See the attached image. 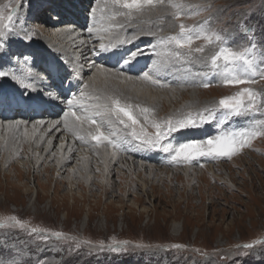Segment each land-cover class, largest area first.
Returning <instances> with one entry per match:
<instances>
[{
  "label": "rangeland",
  "instance_id": "rangeland-1",
  "mask_svg": "<svg viewBox=\"0 0 264 264\" xmlns=\"http://www.w3.org/2000/svg\"><path fill=\"white\" fill-rule=\"evenodd\" d=\"M43 1H48L45 10L40 6L37 7L36 13L30 14L32 7ZM65 2L72 4L73 8L82 9L80 12H77L78 9L74 10L78 19L71 17L74 15L72 11L69 12L71 16L66 14L68 10L65 11ZM8 3L9 0H0V5ZM20 3L16 19V31L19 34L9 39L7 48L12 59L11 63L5 62L3 68L6 71L15 70L16 75L21 78L27 77L26 80L35 85V80L25 71L27 68L25 64L30 61L29 59H36L32 51L50 45V41H53V31L62 26L73 27V30L75 26L83 29L91 26L89 10L95 7L96 0H20ZM183 3L191 7L182 10L180 22L192 26L208 21L207 27L228 37L227 42L234 48L249 46L248 41L251 39L256 44L257 61L264 59V56H261V51L264 50V0H183ZM12 6H15V0H12ZM57 7L61 8L55 9ZM173 11L168 6V0H165L164 6L146 9L144 13L151 14L156 19L164 17V21L170 17L173 22L170 27L174 30L171 29L173 32L169 35H173L179 30L178 25L173 27L174 21L171 18ZM39 13L42 14L37 17ZM86 17L90 21L87 24ZM75 19L78 20L77 23L74 22ZM144 20L155 22L154 18L144 19L140 15L130 25H126L122 36L141 35L139 25L143 24ZM158 20L163 22V19ZM244 26L251 29L247 35L241 33ZM21 28L24 31H20ZM163 29L164 25L159 27L160 31ZM29 32L34 33L33 40H24L23 36ZM232 37L236 39L233 40ZM56 39H58L56 43L65 44L67 49L74 45L73 41L66 43L64 37L57 36ZM201 43L203 42L195 41L194 46ZM95 44L98 46L97 41ZM53 54L66 64L62 54L59 55V52ZM94 56L95 62L102 63L103 59ZM25 57L28 58L27 61ZM109 69L112 70L111 67ZM181 69L179 75L184 78L187 74L183 68ZM257 70L264 69L258 67ZM200 71H203L202 76L196 75ZM207 71L208 69L201 64L191 66V73H195L193 78L201 77L199 83L189 86L184 81L180 83L175 80L171 87L167 85L165 88L204 90L202 95L204 99L200 101L201 103L198 102L195 108L181 109L187 100L191 99H180L179 93L176 92L175 99L178 102L174 107V104L170 103V98H166L165 95L164 103L167 107L164 104L159 105V108L152 107L155 110L150 119L162 121L169 116L182 117L187 112H195L209 106L224 96L235 95L245 87L264 94V79L257 77L254 84L226 86L222 83V77L211 73L205 77L203 74ZM32 72L37 74L34 70ZM88 76L89 73H86L85 77ZM4 79L0 77V83L5 84ZM7 79L11 80L10 77ZM89 79L90 76L85 82H91ZM201 81L209 82L210 86L207 88L201 86ZM81 89L84 90V86ZM163 89L164 87H158V90ZM179 105L182 106L178 107ZM140 106L143 107V104ZM19 117L25 116L15 118ZM216 117V121L211 120L198 127L173 133L167 142L178 144L205 140L217 135L220 130H239L251 124V120L246 117H233L228 121H223L220 113H216ZM0 118L9 120L7 116L0 115ZM239 119H245V122L238 123ZM256 119H264V116L258 115ZM141 122L149 132L154 131L148 121L141 118ZM44 124L45 122L42 125ZM204 128H208L207 134H202L201 130ZM49 133L51 132L48 130L47 134ZM182 134L184 135L181 138ZM175 135L178 137L174 138ZM66 140L75 146L73 149L76 154L71 157L65 170L60 169L56 163L57 147L53 146L52 150L44 153L46 143L43 139L39 149H32L27 143L31 145L30 141L23 134H15L12 138L15 144L11 141L5 143V138L3 143L1 142L0 222L15 216L31 227L60 231L76 237L75 241H56L53 238L45 243L23 230L0 229L2 264H264V244H256L252 249L237 247L257 240L264 241V135L254 138L249 145L231 158L204 157L191 162H172L170 154L159 148L141 147L142 153L134 154L131 146L137 147L139 144L134 140L129 143L130 148L124 154V143L117 152L126 156L127 161L135 160L137 165L144 163L146 169L149 166L155 167L154 170L146 172L150 171L151 175L143 173L138 176L136 172L132 173L137 183L133 188H129L130 177L126 173L129 168L127 165L122 167L112 155L111 171L104 170L102 162L95 160V168L89 176L92 180L85 181L81 186L76 183L80 177L75 175L72 183L74 185H71L72 173H69L68 168L73 165L77 168L81 165L82 156L79 157L78 154L82 155L80 152L89 147L92 148V156H95L97 151H93L92 145L95 142L82 145L83 143L76 142L69 131ZM53 141L55 145L59 144V138H54ZM105 147L108 150L112 148L107 144L95 148L100 150ZM35 150H38L36 156L33 155ZM112 150L116 151L113 148ZM39 154L42 156L39 157ZM156 154L165 158L161 161L155 160ZM185 167L197 169L190 174L193 179L190 182L183 181V176L189 172L181 170L186 169ZM158 168L181 171L168 172L166 177L171 175L173 181L163 182L160 181L161 175L158 176L160 172ZM201 170L205 171L204 181L199 178ZM19 172L22 175H18ZM84 240L91 241V245L81 244L77 249L75 244ZM125 241L127 244H123ZM109 245L121 246L122 250L113 252ZM173 245L181 247L175 248Z\"/></svg>",
  "mask_w": 264,
  "mask_h": 264
},
{
  "label": "snow or ice",
  "instance_id": "snow-or-ice-1",
  "mask_svg": "<svg viewBox=\"0 0 264 264\" xmlns=\"http://www.w3.org/2000/svg\"><path fill=\"white\" fill-rule=\"evenodd\" d=\"M164 5L165 0H96L95 7H91L89 10L93 23L91 26H87L85 31L89 37L96 38L98 46L97 44L89 45V51L107 62L114 61L116 65L123 64L129 67L138 62L140 57L147 56L151 60L152 56H156L157 59L152 61V68L157 75L165 68H175L176 71L183 68L185 74L190 76L192 75L191 66L201 64L208 69L203 74L205 77L209 73L222 77V83L226 86L254 84L257 77L264 79V70H257L258 67L264 69V59L257 61L256 44L251 39L248 41L249 46L234 48L227 42L228 37L207 27L208 21L186 26L180 22V16L183 14L182 10L191 7V5H185L183 0H168V6L174 10L171 13V18L174 21L173 26L178 25V32L168 36H157L156 33L147 32V36L156 38V44H149L145 48L127 47L134 44L140 36H122L126 25H130L146 9ZM20 6V0H15V6H12V0H9L8 4L0 5V77H10L25 89L21 95L29 106L51 104L53 100L51 95L45 99L46 94L43 91L34 88L32 83L25 82L27 77L21 78L11 70L6 71L3 68V64L11 63L12 59L7 48L9 39L19 34L16 31V19ZM119 18H123V20L121 21ZM158 19H164V17ZM20 31H24V29L21 28ZM250 31L251 29L247 26L241 28V33L244 35ZM33 36L34 33L29 32L23 36V39L31 41ZM232 39L234 40L236 37H232ZM195 41L203 43L194 46ZM261 56H264V50L261 51ZM5 57H7V61H5ZM27 59L25 57V61ZM177 65L180 67H176ZM92 67L95 68L93 81L96 75H103L106 81L108 77L132 79L131 76H126L119 69L113 73L104 64L93 63ZM44 71L47 72L46 77L32 73L30 68L28 74L32 76L33 80H40L45 84L51 77L53 85L60 88L73 76L78 80L81 79L80 66L74 67L63 77L59 76L60 68L54 64L45 68ZM196 75H200V73H196ZM141 78L157 86H167L161 80L150 75L148 71L142 72ZM57 79H59L58 84H56ZM200 84L205 88L210 86V83L205 81H201ZM84 89H92L94 93L98 94L92 95L84 90L79 95L72 94L66 100L68 107L67 111L63 112L62 120L54 121L53 126L62 123L64 129L71 132L75 139L85 144L95 142L92 145L94 148L101 144H107L118 151L122 144L131 143L134 140L138 141L141 147L159 148L170 154L172 162H191L204 157L231 158L249 145L254 138L264 135V119H256L258 115L264 116V94L249 87L243 88L235 95L224 96L195 112L189 111L179 118L169 116L162 121L150 119L154 109L141 107L139 104L133 105L127 100H122L115 91L110 93L95 89L92 82L84 83ZM29 92H38V95L31 96ZM88 99H93L95 102L87 103ZM0 102H2V98H0ZM216 113L221 114L223 121H228L233 117H246L251 120V124L239 130H221L217 135L205 140L179 142L178 144L167 142L173 133L190 127H198L202 123L217 119ZM141 118L149 122L154 129L153 132L148 131L145 124L141 122ZM21 123L23 122H10L8 126L9 128H18ZM112 154L115 155L116 152L114 151ZM0 229L23 230L45 243L53 238L56 241L76 240V237L68 236L60 231L31 227L15 216L0 222ZM91 243L89 240L79 241L75 247L79 249L81 244L91 245ZM123 244H127V242L125 241ZM256 244H264V241L257 240L237 245V247L252 249ZM100 247L103 248L102 243ZM173 247L179 248L181 245H173ZM109 249L119 252L122 247L109 245Z\"/></svg>",
  "mask_w": 264,
  "mask_h": 264
},
{
  "label": "bare ground",
  "instance_id": "bare-ground-1",
  "mask_svg": "<svg viewBox=\"0 0 264 264\" xmlns=\"http://www.w3.org/2000/svg\"><path fill=\"white\" fill-rule=\"evenodd\" d=\"M47 2L48 1H45V2L43 1L41 3H38L39 4V5L37 4L38 6L32 7V9H31L32 11L30 14H33V12L36 11L37 7H40V6L42 8H44V10H45L46 7L44 4H46ZM70 7L71 8L67 9L68 12L72 11V13L74 14V12L72 10L73 9L72 4L70 5ZM164 8H163V10H164ZM41 14L42 13H39L38 16L37 15H35V16L39 17ZM73 16L75 17V14ZM89 16H90V14H89ZM142 17L144 19L145 18L148 19V17L151 19L154 18L155 22L150 21V20H148V21L144 20L145 22L143 21V24L139 25V28L141 27V31H140L141 35H139L140 38L135 40L134 44L128 45L127 47L135 48V47H138V45H142L143 48H145L149 44H156L157 43L156 38L153 36H147L146 35L147 32L156 33L157 36H168L169 33L173 32V30H174V28L170 27L173 23L169 19L170 17H167L165 19V21L163 19L162 20L163 22H159V20L156 19V17H154L151 14L149 15V14L144 13V14H142ZM87 20H88V18H87ZM88 21H87V23H88ZM92 23H93V21H92ZM92 23H91V25H92ZM163 25H164V29L162 31H160L159 27L163 26ZM171 29H173V30L171 31ZM69 30H71V31H69ZM74 30L78 31V33L75 32ZM74 30H73V27H68V26L67 27L62 26L59 29H55L53 31V35H52L53 41H50L51 42L50 45H48L47 47L45 46L42 48H36V49H34V51H32L34 56L37 55L38 59H35V60L29 59L31 62L29 61L30 63L28 62L27 64H25V66L27 67V68H25V71H26V73H28V69L31 68L40 76L46 77L47 72L44 71L45 68H43V66H42V61L43 60H50L51 63H53L54 65H56L57 67L60 68V73H59L60 77H63V75L66 76V74H67L66 72L64 73V71H63V65L70 68L68 70V72H70L74 67L80 66L81 67V79L78 80L75 76H73L70 80H68L64 83L62 88L55 87L53 85L52 88H50V90H49V86H48V85H50L49 79L47 81V84L42 83L40 80H35V85L31 81L25 80L26 83H32L34 88H36L40 91H43L46 94L45 99H47V96L49 95V93H48L49 91L53 90L54 88L57 89V91H58L57 98L62 97V100H61L62 102L60 104L56 103V102L50 104L48 106V108L53 109L54 112L52 113V115H47V114H44L45 110H44L43 106L45 104L43 106L42 105L38 106L35 104H33L32 106H29V104L26 103L24 101V99H22L16 105V107H11V109H16L19 106L26 111L32 109L33 112L28 113L26 115V117H19L18 119L15 118V120L13 118H8L9 120H6V119L2 120V118H0V144H1V142L3 143L4 138H5V143L11 141V143L15 144L16 142L12 141V138L15 136V134H18V135L23 134V135H25L26 138H28V141H30L31 145L29 144V142H27V143L30 147L32 146V149L33 148L39 149L42 145V139H43V142L46 143L44 153L52 150L53 146L57 147L58 153H57L56 163L60 167V169L65 170V166H67L69 164L71 157L74 154H76L75 150L73 149V148H75V146L69 140H66V135H68V131H66L64 129L63 124L61 123V124H57V125L53 126V122L57 121V120H62L63 112L67 111V107H68L66 100L68 98H70V96L72 94L79 95V93L82 90L81 87L84 86V83H87V82H85V80L87 81V78L89 76H90L89 81H91L93 83V87L95 89L105 90V91H108L110 93L115 91L117 94L120 95L122 100L125 97L126 100L128 99L127 102H129L133 105H137V104L142 105L143 104V107L159 108V105L162 106V104H164L166 106V104L164 103V100L166 98H170L171 105L174 104V107H175L177 105L176 102H178V100L175 99L176 92L179 93L180 99H183V98L191 99L190 101L187 100L186 104L183 105L184 107L182 105H179L178 107L182 106L181 109L195 108L198 105V102H200V101H202V99H204L202 97V95H203V92H205V91L198 89L197 88L198 86L196 87L197 89H184V90L178 89V88L174 89V87H173V89L172 88L171 89H165V88H167V86L166 87L163 86L164 87L163 90H158L159 86L141 78L142 72L148 71L150 75L154 76V78L161 80V82L165 85H170V87H171V84H174L175 80L180 81V83H182L184 81L187 85L193 86L195 83L197 84L201 80V77L196 78V79L193 78V74H195V73H193L190 76L187 75L184 78H182L179 75V73L182 72V69L180 71H176L175 68H171V69L165 68L164 70H162V72L160 74L157 75L153 71V68H152V61L157 59L156 56H152L151 60H149L147 56L140 57L138 59V62L134 63L130 67L127 65H123V64L116 65L114 61L107 62L105 59H103L102 63H100V62L97 63V62H95V60H96L94 58L95 56L92 54L91 51H89V45L95 44L96 38L95 37H89L88 34L86 33L85 29H83L81 27L78 28V26H75ZM57 36L64 37V39L67 40L66 43L69 41H73V44H74L73 47H72V45H70V47H69L70 49L69 48L67 49L65 44L56 43L55 42L56 40L58 42V39H56ZM61 40H62V38H61ZM39 51H41V52H39ZM57 52H59V55H61V54L63 55L62 59L65 60L66 64L61 62L59 60V58H57V56L55 54H53V53H57ZM93 63H95L96 65L104 64L106 68L111 67L113 73H115L117 71V69H119V71L124 72L126 76H131L132 79L126 80L123 77H120V78L108 77V79L106 81L105 77L103 75H96V78L93 81V75L95 74V68L92 67ZM105 63H112V65L109 66L108 64H105ZM34 65L35 66L37 65L38 68H35ZM89 67H90V69H89ZM176 67H180V66L177 65ZM185 67H187V66H185ZM11 70L14 73L16 72L13 69H11ZM201 72H203V71H200L199 72L200 75H198V76H202ZM86 73H89L88 77H85ZM4 80L6 81L5 84L0 83V98H2V102H0V103H4L5 101L14 102L13 99H16L23 92H25V89H23L18 83L15 84V81L7 79V78H5ZM58 83H59V79L56 80V84H58ZM74 89H76L75 92L73 91ZM84 91L91 93L92 95L98 94V93H94L92 89H88V90L84 89ZM6 95L9 96L11 99L9 97L6 99L4 97ZM29 95L37 96L38 92H29ZM165 95H167L166 98H165ZM180 99H179V101H180ZM94 102L95 101L93 99L87 100V103H90V104L94 103ZM1 105H3V104H1ZM26 106H29V107H26ZM21 108H19V109L21 110ZM0 112H2V111H0ZM12 114L17 115V111H15ZM12 114H9V115L13 116ZM16 121H22L23 123H21L18 128H16V127L9 128V126H8L9 123L10 122H16ZM31 121H34V122H31ZM238 121H240L238 123H243V122H245V119H239ZM38 122H42V123H38ZM43 122H45L44 125H42ZM62 129H63V131H60ZM105 129L107 130V128H105ZM48 130L51 133L47 134ZM57 131H59V132H57ZM201 131H203L202 134H207V132H209L208 128H206V129L204 128ZM66 132H67V134H66ZM183 135L184 134H182L180 137L182 138ZM177 137L178 136L175 135L174 138H177ZM54 138L55 139L59 138V144L58 145L54 144V141H53ZM76 142H81V141L76 139ZM91 143H89V144H91ZM82 145H88V144L83 143ZM123 146H124V150H125L123 153L125 154L127 149L130 148L129 143H125ZM136 146L137 147L131 146V150H133L134 154H137V153L141 154L142 153L141 146L139 144ZM77 149H78V147H77ZM79 150H81V149H79ZM79 150H77V151H79ZM91 150H92V148L89 147V149H87V150L83 149V151H81V152L79 151L82 154V155L78 154L79 157L82 156V160H81L82 162L80 163L81 165L78 166L77 168H74V165L68 168L69 173L70 174L72 173V179L70 181L71 185H74L72 183H74L75 175H76V177L77 176L80 177V179L78 178V181H76V183L79 185L84 184V182L87 180H92L89 176H90V173L92 172V169L95 168V166H94L95 160L96 161L98 160V162H100V161L102 162V167L104 168V170H106L107 172L111 171V166H113L112 165L113 162H111V158H110L111 155H112V158L114 157L113 159L115 161H119L121 163L122 167H125L127 165V167L129 168L128 172L126 170L128 177H130L129 188L136 187V186H134L135 184L137 185L134 177L132 176V173L136 172V174L138 176L143 174V173L151 175L150 171H149V173H146V172L148 170H154V168H155L154 166H149V167H147L148 169H146V167L144 166V163L141 164L143 166L142 167L139 164L137 165V162L135 160L127 161L126 156H123V155L118 153L119 150H118V152L116 150L115 151L116 154L113 155L112 153L114 151L112 150V148L110 150H108L106 147H105V149L102 148L100 150H98L97 148H93V151H97V153H96L97 155L95 154V156H92L93 154H92ZM37 152H38V150H35L33 152V155L36 156L35 154H37ZM41 156H42V154H39V157H41ZM141 156L144 157L143 155H141ZM39 157H38V160L36 161L37 163L39 161ZM76 158H77V156H76ZM155 158H156L155 160L161 161V159H164L165 156L164 157H158V155L156 154ZM169 158L170 157H168V159ZM71 161H73V160H71ZM98 166L101 167L100 164H98ZM219 166H221V165H219ZM79 168H80V170H79ZM209 168H211V167H209ZM212 168H214V167H212ZM112 169H114V168H112ZM158 169H160L158 176L161 175L160 181H163V182H165V180H168L170 182L173 181V177L171 175H170L171 177L170 176L166 177V174H168V172L172 173V172L181 171V170H184L185 172H187L189 170L190 173L188 172L187 174H185V176H183V181L185 180L187 182H190L192 179V176L190 174L191 173L193 174L195 172V170L197 171V169H192V168H186V169L174 170V171L173 170H167L164 168H158ZM138 171H140V172H138ZM200 172H201V175L199 176V178H200V180L204 181V179L206 178V177H204L205 171L203 172V170H201ZM77 173H78V175H77ZM163 174H165V175H163ZM18 175H22V173L19 172ZM58 176H60V175H58ZM154 177H155V175H154ZM120 178H121V176H120ZM61 180H63L62 177H61ZM92 184L95 185L94 182H92ZM151 184H153V183H151Z\"/></svg>",
  "mask_w": 264,
  "mask_h": 264
}]
</instances>
